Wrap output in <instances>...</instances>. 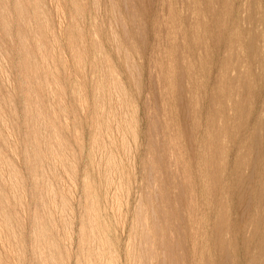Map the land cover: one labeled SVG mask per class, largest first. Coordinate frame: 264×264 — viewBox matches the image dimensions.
I'll use <instances>...</instances> for the list:
<instances>
[{"label":"rangeland","instance_id":"374dc122","mask_svg":"<svg viewBox=\"0 0 264 264\" xmlns=\"http://www.w3.org/2000/svg\"><path fill=\"white\" fill-rule=\"evenodd\" d=\"M0 264H264V0H0Z\"/></svg>","mask_w":264,"mask_h":264},{"label":"bare ground","instance_id":"6f19581e","mask_svg":"<svg viewBox=\"0 0 264 264\" xmlns=\"http://www.w3.org/2000/svg\"><path fill=\"white\" fill-rule=\"evenodd\" d=\"M192 5V4H191ZM190 5V6H191ZM176 9V8H175ZM244 10V9H243ZM189 11V10H188ZM175 14V13H174ZM248 15V14H247ZM188 19V18H187ZM184 20V19H183ZM174 23H175V21H174ZM177 23V22H176ZM191 25V24H190ZM243 26V25H242ZM255 33V32H254ZM186 35V34H185ZM255 36V35H254ZM184 37V36H183ZM182 37V38H183ZM193 37V36H192ZM257 39V38H256ZM176 40V39H175ZM172 41H174V40H172ZM177 41V40H176ZM198 41V40H197ZM254 41V40H253ZM255 42V41H254ZM258 42V41H257ZM184 43V42H183ZM186 43V42H185ZM259 43V42H258ZM254 45V44H253ZM176 46V45H175ZM190 46V45H189ZM185 47V46H184ZM188 47V46H187ZM256 48V47H255ZM173 49V48H172ZM175 49V48H174ZM188 49V48H187ZM177 50L175 49V51L174 52H176ZM184 51V50H183ZM202 51V50H201ZM173 52V53H174ZM250 55H252V54H250ZM261 55V54H260ZM253 56V55H252ZM261 57V56H260ZM173 58V57H172ZM194 58V57H193ZM177 59V58H176ZM174 60H175V58H174ZM194 62V61H193ZM191 96V95H190ZM212 120V119H211ZM258 121V120H257ZM213 122V121H212ZM256 125H257V123H256ZM258 126V125H257ZM185 127V126H184ZM184 133V132H183ZM238 133V132H237ZM193 140V139H192ZM190 142H192V141H190ZM180 143V142H179ZM191 150V149H190ZM204 150H205V148H204ZM204 156V155H203ZM239 157V156H238ZM240 166V165H239ZM238 169H239V167H238ZM237 171V170H236ZM237 176V175H236Z\"/></svg>","mask_w":264,"mask_h":264}]
</instances>
